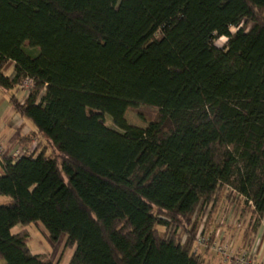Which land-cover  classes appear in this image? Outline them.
<instances>
[{
	"label": "trees",
	"instance_id": "1",
	"mask_svg": "<svg viewBox=\"0 0 264 264\" xmlns=\"http://www.w3.org/2000/svg\"><path fill=\"white\" fill-rule=\"evenodd\" d=\"M27 80L25 101L10 99L36 128L20 143L46 144L0 158L3 264H60L12 231L35 223L51 243L66 237L69 264H204L193 249L222 187L250 208L240 249L251 245L264 217V0H0V87ZM142 104L159 110L146 128L125 118Z\"/></svg>",
	"mask_w": 264,
	"mask_h": 264
},
{
	"label": "rangeland",
	"instance_id": "2",
	"mask_svg": "<svg viewBox=\"0 0 264 264\" xmlns=\"http://www.w3.org/2000/svg\"><path fill=\"white\" fill-rule=\"evenodd\" d=\"M237 30L238 28H232V32H236ZM226 41H227L226 37H220L216 39V44L218 46H224ZM30 88L31 86L30 87L26 86L25 89L29 91ZM22 94L23 91L19 90L18 98H21ZM158 112L159 110L157 107L142 104L137 108H130L126 113L125 118L130 125L146 128L151 121H153L158 117ZM106 123L111 127H115L112 123V118L109 115L106 116ZM35 148L36 147L33 146L29 147V152L30 153L34 152ZM39 150L40 147H38V151ZM46 150L48 155L50 154L57 155V153H55L54 150H52L51 148H48ZM215 199H216L214 200L215 202H213L212 204V206L214 205L215 207L214 208L210 207L209 208L210 211L206 210L204 213V217L208 214V218H209V219L207 218L208 219L207 224L209 226L207 225L208 231L206 235L210 237V235L214 234L216 240L219 239L228 240V242L232 243L237 249H240V247L244 245V234L246 232V229H248L249 231L252 229V223L254 221L253 214L251 213V210L244 201V199L241 198L236 192L231 191V189L227 187H222L220 193L217 194V197ZM10 201L11 199L9 197L0 195V205L6 204ZM202 219H200L199 216L200 225L202 224L201 228L205 221L204 218ZM262 221L264 222V217L262 218ZM38 226H40V223L31 224L29 226L17 225L13 229L14 230L13 232H16L24 227H27V229L30 232H34L38 230L40 234L38 239L40 241V246L36 249L35 242L30 243V247L32 248V250L40 252L42 254H46V256H48L54 262H58L62 258V255L66 260V257L71 252L70 250L65 251L66 237L63 236L55 244L51 243L46 235L44 236L41 234L42 232L39 231ZM178 227H179L178 231L180 233L182 232L183 228H185L183 223L178 224ZM158 229L160 233L165 232V228L162 226H159ZM259 229L255 234L249 237L248 243H250L251 239H254L253 242L255 241V243L258 241V239H261L262 231L260 232ZM199 253L203 257L204 264H228L224 262L221 259V257L212 250H205V248H201L199 250ZM3 263H4L3 261H0V264ZM62 263L64 262H61V264Z\"/></svg>",
	"mask_w": 264,
	"mask_h": 264
},
{
	"label": "crops",
	"instance_id": "3",
	"mask_svg": "<svg viewBox=\"0 0 264 264\" xmlns=\"http://www.w3.org/2000/svg\"><path fill=\"white\" fill-rule=\"evenodd\" d=\"M8 74H10V75L13 74V67H11ZM25 88H26L25 83L22 87L16 88V89L10 90V91H5L0 87V145H3V146L8 147V148L16 147L19 144H22V143H20V138L26 137L36 130L33 123L28 118L23 117L20 114H18L10 102V99L13 96H15L21 102L25 101V99L27 98V96L29 94V91H27ZM19 90L23 91L21 98H18ZM15 91H16V93H15ZM41 142L44 143L42 145L46 144L44 138L39 136V138H37L31 145H29V147H32V146L37 147L38 143H41ZM43 147L44 146H41L40 150ZM1 171H2V168H1V163H0V173H1ZM38 228H39V231L42 232L41 234L44 236L46 235L48 240L50 241L49 236H48V232L45 229V227L42 224H40V226H38ZM23 230H27L30 234L29 245H30V243L35 242V244H36L35 248L37 249L40 246V241L38 240L40 234H39L38 230L34 231V232H30L27 229V227H24V228L14 232V233H19ZM259 230H260V232L262 231V233H261L262 243H261L260 250L257 254V259L258 260H264V237H262V236H264V222L263 221L261 222ZM12 231H14V230H12ZM31 250H32V248H31ZM70 251L71 252L66 257V260L63 256V258H62L63 261L61 260L60 264H61V262H64L62 264H69L71 257L74 253L73 249ZM32 252L33 253H35V252L40 253V252L33 251V250H32Z\"/></svg>",
	"mask_w": 264,
	"mask_h": 264
},
{
	"label": "built area",
	"instance_id": "4",
	"mask_svg": "<svg viewBox=\"0 0 264 264\" xmlns=\"http://www.w3.org/2000/svg\"><path fill=\"white\" fill-rule=\"evenodd\" d=\"M32 84V80H27L25 82V85L29 87L32 86ZM28 154H30L29 148L25 147L23 144H19L12 148L0 145V158L3 155H7L17 159ZM210 205L208 208L211 207ZM261 243V239H258L256 243L255 241L252 242L248 248L237 249L232 243L228 242V240L215 239L211 242L210 237L201 233L197 238V243L193 251L199 252L201 248H210V250L216 252L221 259L228 264H264V260L257 259Z\"/></svg>",
	"mask_w": 264,
	"mask_h": 264
}]
</instances>
